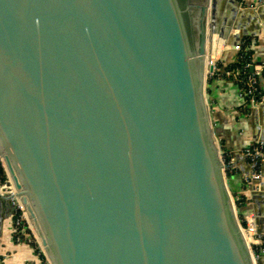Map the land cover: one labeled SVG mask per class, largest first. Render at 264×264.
I'll list each match as a JSON object with an SVG mask.
<instances>
[{
    "label": "water",
    "instance_id": "1",
    "mask_svg": "<svg viewBox=\"0 0 264 264\" xmlns=\"http://www.w3.org/2000/svg\"><path fill=\"white\" fill-rule=\"evenodd\" d=\"M240 1L0 0V200L51 264H262L203 70Z\"/></svg>",
    "mask_w": 264,
    "mask_h": 264
},
{
    "label": "crops",
    "instance_id": "2",
    "mask_svg": "<svg viewBox=\"0 0 264 264\" xmlns=\"http://www.w3.org/2000/svg\"><path fill=\"white\" fill-rule=\"evenodd\" d=\"M234 25L241 21L240 29H230L231 36L240 33V39L252 41V60L264 64V0H241ZM249 12H252L250 17ZM248 16V17H247ZM239 31V32H238ZM228 39V38H227ZM223 39L228 43L229 40ZM234 49H226L219 61L218 74L209 78L212 120L216 132L223 142V148L236 163L237 170L230 175L234 194L246 197L241 207L242 218H252L259 232L264 235V158L263 176L259 179L245 180L252 167L243 155V150L255 142L264 141V73L260 75L262 98L258 105L246 104L239 96L238 83L223 75L236 58ZM222 144V143H221ZM13 205L8 199L0 200V264H44L39 253L28 245L13 242ZM251 243V239L249 237ZM259 256L264 264V252Z\"/></svg>",
    "mask_w": 264,
    "mask_h": 264
},
{
    "label": "built area",
    "instance_id": "3",
    "mask_svg": "<svg viewBox=\"0 0 264 264\" xmlns=\"http://www.w3.org/2000/svg\"><path fill=\"white\" fill-rule=\"evenodd\" d=\"M227 43L225 48L222 50L217 62L220 61L223 52L226 50ZM252 41L242 40L235 44L234 50L237 52L236 58L231 66L225 70V76L232 77L239 85V96L243 99L246 104L249 105H258L262 98V91L260 88L259 77L264 73V64H255L252 60ZM216 62V63H217ZM252 66L254 69L252 70ZM218 64L214 65V70L209 73V78L212 75L217 74ZM243 155L248 160L249 164L252 167L251 174L245 175V180L248 182L250 179H259L263 176L262 172V159L264 158V141H258L252 144L251 146L243 150ZM225 164V173L228 177L230 174L234 173L237 170L236 163L230 159L226 162L224 155L222 157ZM6 174V177H5ZM15 192L14 184L6 171L5 161L0 153V194H13ZM14 210H13V241L17 245H28L31 246L35 241L32 239L31 234L28 233L29 226L28 217L25 208L19 200L12 199ZM245 219V218H244ZM247 225H242L243 230L250 233L252 237V246H259L264 244V235L261 234L257 228V224L254 219L247 218L245 219ZM41 254L45 257L44 264H51L47 256L40 251Z\"/></svg>",
    "mask_w": 264,
    "mask_h": 264
},
{
    "label": "bare ground",
    "instance_id": "4",
    "mask_svg": "<svg viewBox=\"0 0 264 264\" xmlns=\"http://www.w3.org/2000/svg\"><path fill=\"white\" fill-rule=\"evenodd\" d=\"M209 33H210V31H208V36H207V39H206L207 41H206V44H205L206 45V49H205V53L203 55V59H204V68H203V70H204V75L207 78H208V75L210 73L209 72L210 66L216 64V62H217L222 50L225 48V44H226V41L223 40L222 38H219L217 35H213L212 36ZM14 189H15V192H16L15 186H14ZM15 192H13V194ZM9 195H12V194H9ZM19 201H20V199H19ZM26 213H27L28 220L31 223L30 225H32L31 227L35 230V233L37 234V238H38L39 242L42 244L41 239L38 236L37 230L35 229V226L32 223V219L29 217L28 212H26ZM243 233H244V235L246 237L247 242L250 245L251 243L249 241V236H248L247 231L243 230ZM262 264H263V262H262Z\"/></svg>",
    "mask_w": 264,
    "mask_h": 264
},
{
    "label": "trees",
    "instance_id": "5",
    "mask_svg": "<svg viewBox=\"0 0 264 264\" xmlns=\"http://www.w3.org/2000/svg\"><path fill=\"white\" fill-rule=\"evenodd\" d=\"M251 54H252V50H251ZM219 66V64H218ZM217 74H218V71H217ZM217 74L215 75H212L210 78H214ZM222 143V146H223V142L221 141ZM223 155H224V158L226 160V162L230 161L231 157H230V154L223 148ZM231 175V174H230ZM5 177H6V174H5ZM231 186H232V182H230ZM233 188V187H232ZM235 191V190H234ZM235 196L237 197L236 199V203H237V206H243L245 204V201H246V197L244 196H239L236 195L235 193ZM243 225L246 226L247 225V222L246 220L243 218ZM28 233L30 234V231H28ZM14 242V241H13ZM16 244V243H15ZM31 247L35 250V252L39 253L41 258H42V262L45 263V257L43 254L40 253V249L39 247L37 246L36 243H33L31 245ZM254 251L257 255H259L260 253L264 252V244L263 245H259V246H255L254 247Z\"/></svg>",
    "mask_w": 264,
    "mask_h": 264
},
{
    "label": "rangeland",
    "instance_id": "6",
    "mask_svg": "<svg viewBox=\"0 0 264 264\" xmlns=\"http://www.w3.org/2000/svg\"><path fill=\"white\" fill-rule=\"evenodd\" d=\"M216 64H219V62H217ZM208 77H209V75H208ZM12 180V179H11ZM236 205H237V203H236ZM241 219H242V217H241ZM31 223L29 222V220H28V223H27V225L30 227L29 228V231H30V234H31V237H32V239L35 241V243L37 244V246L39 247V249H40V251L43 253V249H42V245H41V243L39 242V240H38V238H37V234L35 233V230L31 227L32 225H30ZM33 229V230H32ZM248 233V236L250 237V239H251V243H252V237H251V235H250V233L249 232H247ZM251 245V244H250ZM252 249L254 250V245L252 246ZM255 252V251H254Z\"/></svg>",
    "mask_w": 264,
    "mask_h": 264
},
{
    "label": "flooded vegetation",
    "instance_id": "7",
    "mask_svg": "<svg viewBox=\"0 0 264 264\" xmlns=\"http://www.w3.org/2000/svg\"><path fill=\"white\" fill-rule=\"evenodd\" d=\"M193 18H194V20L192 19V25H193V31H194V34L196 35V27H195V24H196V20H195V17H194V15H193Z\"/></svg>",
    "mask_w": 264,
    "mask_h": 264
}]
</instances>
